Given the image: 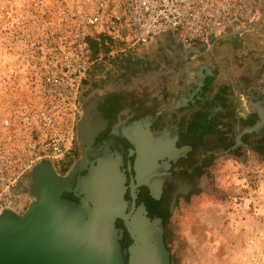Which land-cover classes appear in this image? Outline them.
<instances>
[{
	"label": "flooded vegetation",
	"instance_id": "1",
	"mask_svg": "<svg viewBox=\"0 0 264 264\" xmlns=\"http://www.w3.org/2000/svg\"><path fill=\"white\" fill-rule=\"evenodd\" d=\"M222 41L195 51L173 42L177 47L162 49L160 54L168 57H162L157 66L126 71L119 77L126 82L100 80L98 85L86 88L82 96L74 124V163L84 153L85 167L105 152L117 153L128 185L134 178L138 150L144 148L151 165L145 180L149 185L159 184L160 190L156 196L154 189L139 185L135 189V205L143 203L150 218H161L163 235L174 191L176 207L180 199L204 186L213 158L225 152L233 155L244 150L256 151L258 145L264 149V124L258 132H242L240 143L234 146L238 128H249L258 119L259 101L257 88L250 85L249 72L217 75L218 67L235 69L238 61L230 51L217 56L221 52L215 47ZM187 51L192 53L181 65L178 57L185 56ZM263 86L260 91L264 95ZM169 94L172 100L168 105L163 98ZM169 110L170 117L166 118L164 112ZM78 125L82 145L77 137ZM126 198L130 205L129 188ZM119 224L122 225L120 221Z\"/></svg>",
	"mask_w": 264,
	"mask_h": 264
},
{
	"label": "built area",
	"instance_id": "2",
	"mask_svg": "<svg viewBox=\"0 0 264 264\" xmlns=\"http://www.w3.org/2000/svg\"><path fill=\"white\" fill-rule=\"evenodd\" d=\"M263 8L264 0H63L58 16L38 18L26 42L32 85L22 100L24 130L0 143V212L26 210L32 200L26 175L35 163L47 160L64 174L86 82L102 46L122 54L170 36L182 48L204 49ZM89 40L99 48L95 56Z\"/></svg>",
	"mask_w": 264,
	"mask_h": 264
},
{
	"label": "rangeland",
	"instance_id": "3",
	"mask_svg": "<svg viewBox=\"0 0 264 264\" xmlns=\"http://www.w3.org/2000/svg\"><path fill=\"white\" fill-rule=\"evenodd\" d=\"M61 1L0 0V143L23 133L22 100L27 85H32L26 42L38 18L58 16ZM223 40L216 47L221 52L217 56L232 52L238 61L235 69L227 67L229 73L249 72L257 100H264L260 91L264 85V18L253 29ZM101 51L86 88L100 80L116 82L126 71L155 67L162 57H168L155 46L122 54L109 48ZM191 53L178 57L181 65ZM68 159L69 155L64 161ZM73 163L74 157L69 168ZM165 235L174 264H264V149L258 145L256 151L225 152L213 158L204 186L173 208L165 223Z\"/></svg>",
	"mask_w": 264,
	"mask_h": 264
},
{
	"label": "water",
	"instance_id": "4",
	"mask_svg": "<svg viewBox=\"0 0 264 264\" xmlns=\"http://www.w3.org/2000/svg\"><path fill=\"white\" fill-rule=\"evenodd\" d=\"M263 18L264 8L253 21L221 32L210 48L217 40L253 29ZM263 105L264 100L257 103L258 119L252 126L238 128L234 146L242 132L262 128ZM77 137L82 145L79 125ZM143 149L138 150L134 178L128 185L117 153L105 152L88 167L84 153L64 174L47 160L35 163L26 175L25 190L32 197L26 210L0 212V264H171L161 218H150L143 203L135 205L139 185L154 189L156 196L160 190L159 184L145 180L151 165ZM176 193L170 199V213Z\"/></svg>",
	"mask_w": 264,
	"mask_h": 264
},
{
	"label": "crops",
	"instance_id": "5",
	"mask_svg": "<svg viewBox=\"0 0 264 264\" xmlns=\"http://www.w3.org/2000/svg\"><path fill=\"white\" fill-rule=\"evenodd\" d=\"M171 37L170 36H164V37H162V38H160L158 41H156L155 43H153L152 45H150L149 47L150 48H152V47H154L155 46V48L156 49H159V50H162V49H166V48H170V49H174L175 47H177V45H175L174 43H173V41L170 39ZM225 39V38H224ZM221 40H223V39H221ZM224 41V40H223ZM159 46V47H158ZM219 46H220V43L218 44V46H216L217 48H219ZM178 47H180V46H178ZM216 47H215V49H216ZM162 48V49H161ZM183 49H185V48H183ZM186 50V49H185ZM188 50H190V49H188ZM232 70V69H231ZM223 72H226L227 74H229V71H228V69H227V67H225V69L223 70V68L222 67H218L217 68V75H220L221 73H223ZM164 86V85H163ZM166 86H170V85H166ZM213 86V85H212ZM213 89V87H211V90ZM164 102L166 103V104H170L171 103V100H172V98H171V95L169 94V95H167V96H165L164 98ZM165 113V112H164ZM171 113V111L169 110V114Z\"/></svg>",
	"mask_w": 264,
	"mask_h": 264
},
{
	"label": "trees",
	"instance_id": "6",
	"mask_svg": "<svg viewBox=\"0 0 264 264\" xmlns=\"http://www.w3.org/2000/svg\"><path fill=\"white\" fill-rule=\"evenodd\" d=\"M89 43H90V46L92 48L93 55L95 56L97 54V52L99 51V48L97 47V43L95 41H93V40H89ZM100 50H102V52H106L108 50V47L107 46H102L100 48ZM73 157H74V154L72 152L69 155V159L68 160H65L63 162V167H62V170H61L62 173H65L68 170V168H69V166H70V164H71V162L73 160ZM169 215L170 214H168L167 217H169ZM167 217H166V219H167ZM165 239H166V235L164 234V241H165V244H166V240ZM166 247L169 249V247L167 246V244H166ZM170 261H171V264H174V259H173V256H171V255H170Z\"/></svg>",
	"mask_w": 264,
	"mask_h": 264
}]
</instances>
